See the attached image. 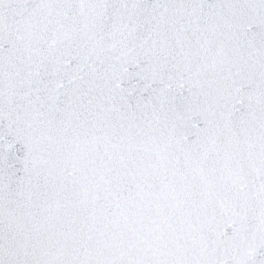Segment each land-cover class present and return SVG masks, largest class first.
<instances>
[{
    "label": "snow or ice",
    "instance_id": "1",
    "mask_svg": "<svg viewBox=\"0 0 264 264\" xmlns=\"http://www.w3.org/2000/svg\"><path fill=\"white\" fill-rule=\"evenodd\" d=\"M0 264H264V0H0Z\"/></svg>",
    "mask_w": 264,
    "mask_h": 264
}]
</instances>
